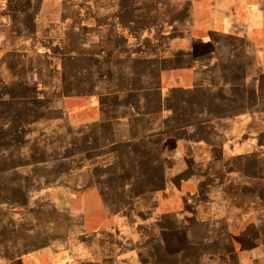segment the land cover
<instances>
[{"label": "crops", "instance_id": "1", "mask_svg": "<svg viewBox=\"0 0 264 264\" xmlns=\"http://www.w3.org/2000/svg\"><path fill=\"white\" fill-rule=\"evenodd\" d=\"M121 1L118 8L102 16L97 14L105 7L102 0H95L94 6L89 9L97 26L137 29L136 34L131 31L132 36H117L120 47L116 53L119 56H114L113 51L105 55L103 51L99 53L83 48L73 59L67 51L59 49L60 90L55 91L47 86L41 87V83L45 84L40 78L42 62L38 68L36 61L45 59L46 55L31 54L25 68L28 76H20L13 86L4 84L0 76V112L5 111L4 107H13L15 109L11 111L15 113L19 105L38 107L42 114L48 117L54 114L68 126L67 111L60 97L68 94L73 84L75 92L98 97L101 112L98 134H114L112 128L120 123L128 127L126 134H135L139 127L143 134L140 124L149 115L159 122L162 127L160 132L188 134V140L194 144H189L190 151L196 153L202 148L207 159V172H212V165L221 161L219 151L222 149L226 156L237 153L234 143L224 145L228 134H250V152L239 154L237 163L233 159L225 161L224 175L216 179L215 184L208 183L207 196L201 202L207 205V213L197 216V222L187 228L191 236L189 242L175 249L160 242L154 243L149 252L139 253L137 261L138 264H170L172 261H175L174 264H205L203 257H209L219 264H264V257L256 258V251L264 254V240L259 243L254 238L248 242L241 241V236L264 235V216L259 224L255 221L241 228L233 221L236 214L233 217L229 214V211L235 210L246 219L250 212L256 215L264 211V0H184V12H197L185 23V35L191 41L201 42L203 48L172 51L166 57H151L152 54L145 52L146 26L164 27L157 15L153 13L150 21L145 23L144 0H139L140 3L138 0ZM196 1L202 3V8H196ZM40 2L0 0V19L4 17L3 21L10 26L16 23L15 12H24L22 18L29 28L33 44L36 42L33 27L42 24ZM129 11L133 12L130 17L127 15ZM172 22L174 33L167 36L160 30L161 38L170 40L177 34V20ZM130 40L132 46H129ZM157 51L161 49L157 47ZM71 59L73 67L70 66ZM125 66L131 69H125ZM146 68L152 72L150 82H146ZM162 71H185L191 73L192 78L186 85L178 82L165 90ZM119 72L125 75L124 78L123 75L118 77ZM116 79L120 81L115 83ZM9 111L7 115L11 113ZM33 119L30 118L25 125ZM98 139L102 140V149L121 144L113 137L98 136ZM14 149L10 145H0V151L7 154L10 160ZM21 149L31 153L26 148ZM110 150L104 152L103 158H112L114 153ZM101 151L89 152L90 155H99L89 163H0V181L6 182L4 185L8 189L0 193V264H113L112 249L108 247L113 230L99 234L93 229L82 231L80 217L73 211L64 213L71 222L78 219V227H52L40 220L42 214L35 210L37 205H34V202H44L46 188L53 184L64 188L70 186L74 193L82 187L102 186L105 200L111 204L118 203L116 211H124L126 215L142 214L144 210L140 209L145 208L147 198L153 199L149 210L156 213V193L160 186L153 185L145 191L143 185L139 186V177H136L133 181L136 190L129 188L124 181L121 194H117L118 188L113 189L108 181L111 176L100 169ZM166 156L169 165L175 162L174 151H168ZM103 164L110 168L112 162L106 160ZM76 172L79 175L85 172L84 178L81 179ZM214 195H218L217 202L212 201ZM76 196L69 201H76ZM244 200L248 208L241 206ZM159 218L164 220L166 216L160 215ZM171 220L174 225L168 228V232L175 234L173 227L184 223L182 219L179 222L177 218ZM98 235L99 238L104 236V242H97ZM157 251L164 254L158 255ZM98 252L102 253L101 256ZM199 255L202 257L195 259Z\"/></svg>", "mask_w": 264, "mask_h": 264}, {"label": "rangeland", "instance_id": "2", "mask_svg": "<svg viewBox=\"0 0 264 264\" xmlns=\"http://www.w3.org/2000/svg\"><path fill=\"white\" fill-rule=\"evenodd\" d=\"M125 1L123 0V2ZM94 2L95 0H41L42 24L39 27H33V35L35 36L33 37L36 38L34 39L36 42L33 44L29 28L24 25L25 20L22 18L24 12L17 10L15 12L17 15L16 23L10 26L3 21L5 18L1 17L0 76L3 79V83L13 86L17 83L16 81L20 76H28L25 68L29 63L31 54L46 55L45 59L36 61L38 68L42 62L40 65L42 72L40 78L43 79L42 81L45 84L41 83V87L45 88L47 86L55 91L60 90V70L58 69L61 65L59 64L58 66L59 49L67 51L73 59L83 48L94 49L99 53L103 51L105 55L107 52L113 51L114 56H119L116 53L120 47L117 36L120 34L132 36L133 33L136 34L137 29L135 27L114 28L105 25L97 26L94 16L89 10L94 6ZM102 2L105 3V7L97 13L98 15L101 14V16L105 12H111L118 8L120 3H122L121 0H102ZM144 3H146L144 12L145 23H148L152 14L155 13L164 26L161 28L146 26L144 30V37L146 38L144 41L145 52L152 54L150 55L151 57L158 55L166 57L171 55L172 51L177 50H202L201 42L191 41L185 35V23L189 21L188 18L190 16L194 17L196 10L189 12V14L184 12L183 10L186 8L184 0H155V5L153 0H144ZM197 6L202 8L203 5L200 1H196V8ZM131 14L133 12L129 11L127 15L130 17ZM174 20H177V27L175 28L177 29V34L170 40L167 37L166 39L161 38L160 30H162L163 35L167 36L170 33H174L172 31L174 28L171 27ZM152 35L154 37L150 38ZM131 41L129 46L133 45ZM157 47L161 51L156 52ZM73 59H71L72 64H70L72 67ZM20 68L23 70L20 71ZM125 69L130 70L131 68L125 66ZM145 70L146 82L152 81L151 70L147 68ZM121 75L124 78L125 75L119 72L118 77H122ZM191 78V73H185V71H181V73L162 71V86L166 90L169 86H173L178 82L186 85L190 83ZM117 81L119 82L120 80L116 79L115 83ZM75 87L72 84L68 94L60 97L61 103L64 104L67 111L68 126L64 125L61 119L54 117V114L50 115V117L42 114L38 107L28 108L27 106L19 105L15 113L11 111L15 109L13 107L3 108L5 111L0 112V145L6 147L10 145L15 147V149L11 155L9 154L11 160L8 159L9 156L6 157L7 154L4 155L5 153L0 151V163H22L24 161L55 164L67 161L89 163L99 155L94 156V154L90 155L88 153H91L92 150L98 152L102 150V157L100 155L102 160L97 159V161L99 160L101 164L102 173L106 170L105 173L111 176L108 181L113 189L114 187L118 188L117 194H121V185L124 181H126L125 184L129 188L136 190V185L133 184L136 177H139V186L143 185L145 191L150 186H160L161 189L156 193L158 195H155L157 211L155 213L149 210L153 199L146 198L145 208L140 209L144 210L142 214L131 215L129 213L126 215L124 211H116L117 202H112L111 204L108 200H105V192L101 189L102 186L85 188L78 184L82 188L74 193L70 186L64 188L53 184L46 188L47 196L43 197L44 202H34V205H37L35 210L42 214L40 220L48 223L49 226L60 228L77 226L78 219H80L82 231L93 229L99 234L100 232L111 233L110 231L113 230L114 234L110 240L111 244L108 245L112 249L110 250V255L113 258V264H138L139 253L149 252L154 243L160 242L173 249L188 243L191 236L187 233V228L197 222V216H205L207 213V205L201 202L207 196L208 183L215 184L216 179L219 180V177L224 175L226 170L225 161L228 162V160L233 159L232 161L237 163L239 154L250 152V134H228V139L224 145L228 146L234 143V146L238 148L237 153L226 156L224 155V149H222L219 151L221 161H216L211 167L212 172H207L208 165L205 162L207 159L205 160L203 156L204 152L200 147H197L200 148L199 152L190 151L189 144L191 142L187 138L189 137L188 134H165L160 132L162 127L159 122L154 117H149V115H146L143 123L140 124L143 127V134L140 133V127L136 128L135 134H126L129 130L126 124L123 123L112 128V130H115L114 134H98L101 126L98 97L79 94L75 92ZM78 87L79 85H77ZM150 99L153 102L151 96ZM8 109L12 114H6ZM30 118H35V120L39 121L36 122L33 119L34 121L28 127L29 125L25 124ZM103 128L110 129L107 127ZM98 136L113 137L114 140L121 142V144L115 148L102 149L104 145L102 140L98 139ZM21 147L26 148L31 153L24 152ZM110 149L114 153L112 158H103L105 156L104 152ZM168 151H174L176 156L175 162H171L170 165L166 156ZM163 156L166 157L163 158ZM106 160H111L112 165L110 164V168L103 164ZM76 174L79 175L78 172ZM84 174L85 172H81L79 177L83 179ZM50 176L54 175L51 174ZM174 178V182L176 181L178 184L172 181ZM162 182L164 183L162 184ZM0 184L2 185L0 186V193L7 192L8 189L4 185L6 182L0 181ZM36 195L39 194L36 193ZM74 195H77L76 201H69V198L73 199ZM117 196L120 197V195ZM217 196L214 195L212 201L217 202ZM115 198L116 196L114 195L113 200ZM241 206L244 208L249 207L246 200L241 203ZM67 211L75 212V215L80 218L71 222L65 216L64 212ZM229 214L232 217L233 214H236V219L233 220L235 225L245 228L247 224H252L255 221L259 224L263 221L261 218L264 216V211L256 215L254 212H250L248 213L249 217L246 219L241 218L235 210L229 211ZM160 215H165L166 218L160 220ZM171 218H177L178 222L179 219H182L184 223L181 226H176V228L173 227L175 234L168 232V228L174 225ZM253 238L255 242H263L264 235L241 236V241L248 242L249 240L252 241ZM100 241L104 242V236L99 238L98 235L97 242L99 243ZM108 241L109 238L107 243ZM101 254V252H98L99 256ZM157 254L163 255L164 253L163 251L161 253L157 251ZM256 254L258 259L264 257L262 251L258 250ZM201 257V255L195 256V259H200ZM202 262L205 264H219V262H215L209 257H203ZM174 263L175 261H172L170 264Z\"/></svg>", "mask_w": 264, "mask_h": 264}]
</instances>
